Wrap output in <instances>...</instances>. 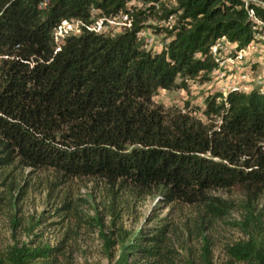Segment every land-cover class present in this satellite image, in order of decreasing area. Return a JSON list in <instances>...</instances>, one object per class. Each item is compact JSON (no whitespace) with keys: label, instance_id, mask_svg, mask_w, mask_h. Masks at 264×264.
Returning <instances> with one entry per match:
<instances>
[{"label":"trees","instance_id":"obj_1","mask_svg":"<svg viewBox=\"0 0 264 264\" xmlns=\"http://www.w3.org/2000/svg\"><path fill=\"white\" fill-rule=\"evenodd\" d=\"M141 1L147 7L129 0H0V165L17 161L65 177L156 187L166 200L219 217L226 201L210 189L264 187V90L210 94L203 114L220 116L218 129L187 113L168 115L153 98L161 89L188 88V78L207 79L219 65L213 52L219 40L240 49L253 42L264 0H173L170 7ZM94 9L106 17L128 13L130 22L114 35L83 26L56 51L54 28L64 19L91 24ZM170 16L176 23L165 45L147 48L146 22ZM4 207L0 198V213ZM243 226L250 238L225 246V264H264L253 209ZM168 227H155L153 235L140 228L108 253V264H213L204 231L198 254L177 249ZM57 249L9 244L0 247V264H60Z\"/></svg>","mask_w":264,"mask_h":264},{"label":"rangeland","instance_id":"obj_2","mask_svg":"<svg viewBox=\"0 0 264 264\" xmlns=\"http://www.w3.org/2000/svg\"><path fill=\"white\" fill-rule=\"evenodd\" d=\"M164 1L169 7L175 6L173 0ZM129 2L139 8L147 7L141 0ZM92 14L93 27L98 32L114 35L124 30L121 18L101 16L96 9ZM255 20L259 33L253 42L240 49L237 43L219 40L213 47L219 65L207 79L201 80L200 75L188 78L186 89H161L154 95L155 104L161 105L168 115L187 113L218 129L221 117L207 118L203 114L205 99L210 94H228L236 85L242 87V92L264 90V21ZM175 23L174 16L163 20L151 17L141 32L147 48L161 50L169 38L166 30ZM156 27L164 30L158 31ZM2 82L0 72V87ZM3 155L0 147V156ZM16 164L17 161L8 167L0 165V198L5 204L0 213L3 248L9 244L30 249L50 245L58 248L60 264H108V253L119 252L140 228L153 235L155 227L169 224L177 249L185 252L183 248L190 246L201 254L204 231L213 264H225L229 260L225 246L250 238L243 226L249 209L256 214L257 228L252 232L264 237V187L238 184L210 189L211 195L226 201L222 215L215 217L205 214L198 205L164 199L160 188H131L99 176L65 177L51 167Z\"/></svg>","mask_w":264,"mask_h":264},{"label":"built area","instance_id":"obj_3","mask_svg":"<svg viewBox=\"0 0 264 264\" xmlns=\"http://www.w3.org/2000/svg\"><path fill=\"white\" fill-rule=\"evenodd\" d=\"M129 1H131V0H129ZM128 4L130 6L133 5L130 2H128ZM118 17L124 21V23H123L124 26L129 24L130 17H129L128 13H122ZM76 22H79L80 26L76 25ZM83 26H85L89 30L98 32V30H97L98 28L93 27V23H91V24L83 23V21H81L79 19H70V20L64 19V20H62L61 23L54 28V32H53L54 41L58 44L56 51H58L60 49V46L62 43H64L66 37L71 36V35L81 34ZM98 33H100V32H98ZM241 89H242L241 86L236 85L234 91L235 90L242 91Z\"/></svg>","mask_w":264,"mask_h":264}]
</instances>
